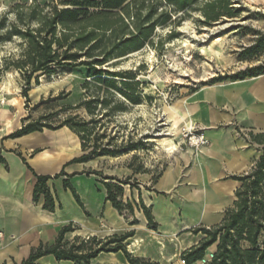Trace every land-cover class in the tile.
<instances>
[{"label":"rangeland","instance_id":"374dc122","mask_svg":"<svg viewBox=\"0 0 264 264\" xmlns=\"http://www.w3.org/2000/svg\"><path fill=\"white\" fill-rule=\"evenodd\" d=\"M46 1L53 2L40 0V3L43 5ZM207 1L209 0H198L183 11H174V23L157 26L151 40L142 49L115 58L104 65L105 69L111 71H132L136 74L134 81L140 82L132 91L140 95V104H132L118 92L107 90L105 85L93 82L86 66L57 69L46 74L38 73L32 78L29 86L22 73L16 69H9L0 74V125L4 126L5 130H13L15 122H20L22 126L24 118L26 123L39 120L55 127L69 117L78 116L75 121H87V127L92 128L91 145L94 144L93 139L99 136L96 142L101 147L123 149L131 144L137 146V149L127 150L126 153L115 156L94 157L86 162L87 166H84L83 170L91 175L71 177L69 180L70 185L79 194H83L87 203L95 198L104 202L102 181L124 182L125 184L121 183L124 188L121 199L124 203L131 202L133 209H124L125 222L118 225L110 215L109 206L102 207L104 224L99 226L88 217V213L80 217L74 215L71 210H65L61 215H56L59 227L53 232H48L46 245L54 243L60 226L73 222L70 224L75 231L67 233V239H73L76 235L85 239L92 236L105 239L133 231L134 235L123 242L131 257L149 264L179 262L180 255L174 254L176 251L172 252L166 243L163 245L157 242L160 239L158 230L150 228L141 207V196L144 197L148 191H152L168 168L184 163L186 151L190 149L182 136V128L186 124L181 127L178 122L177 135H164L170 124L163 111L165 107L179 102L182 105L184 98L196 90L232 81V75L264 62V50L254 52L249 59L242 57V51L264 35V0H228V7L233 9L235 16H222L216 21L209 20L204 15L202 8ZM172 9L175 8L163 2L156 17L163 11ZM3 16H6L9 22L15 19L12 6L0 0V17ZM20 42L21 39L15 38L2 43L0 60L10 54L17 56L22 47ZM219 78L224 79L213 83ZM117 79L118 85L121 86L120 78ZM87 81L89 83L86 85ZM93 97H99L101 101L107 99L108 104L102 106L92 103V112L88 110V106L79 105ZM119 103H124L125 107L116 109ZM106 112L109 115H105ZM177 117L178 114L175 113L176 120ZM45 129L44 139L52 149L57 143L64 145V149L60 150L80 146V153L73 155L70 160L91 149L88 147L83 150L82 139L68 126L55 130ZM85 133L87 132L83 134ZM102 134L105 136L101 137ZM164 137H172L178 145V150L174 153L163 150L160 144ZM70 160L62 163L60 171ZM51 164L49 170L54 171L56 165ZM9 165L16 170L14 163L9 162ZM34 172L36 173L35 170ZM64 179L62 184L65 187ZM52 184H55L56 187L53 186L57 189L56 179H53ZM6 187L4 186V189ZM71 195L80 205L73 192ZM16 228L11 213H0V232L3 234L0 240L5 243L11 239ZM93 263L132 264L123 251L103 252Z\"/></svg>","mask_w":264,"mask_h":264},{"label":"trees","instance_id":"16d2710c","mask_svg":"<svg viewBox=\"0 0 264 264\" xmlns=\"http://www.w3.org/2000/svg\"><path fill=\"white\" fill-rule=\"evenodd\" d=\"M8 6H12L15 19L8 21L6 16L0 17V45L15 38L21 39V51L16 56L10 54L0 60V74L9 69H16L22 73L26 84H31L32 78L38 74L55 72L57 69H67L86 66L89 77L93 82L103 84L107 90L118 92L125 100L132 104L142 103L139 94L132 90L139 84L136 74L132 71H111L105 69L104 65L109 61L125 56L131 52L142 49L152 38L157 26L174 23L173 12L183 11L198 0H53L52 3L40 0H4ZM165 2L173 8L163 11L157 17V10ZM228 0H209L202 8L204 15L216 21L222 16L234 17L233 9H229ZM264 50V35L260 36L253 45L242 51V57L249 59L254 52ZM264 74V62L241 70L231 76L232 81L256 77ZM120 84L118 85V79ZM224 78L215 79L221 81ZM132 82H136L133 84ZM89 82H86V85ZM99 103L102 106L108 104L107 99L100 100L93 97L81 102L79 105L88 106ZM124 103L116 105V109L124 108ZM105 115H109L106 112ZM78 116H73L62 121L58 126H52L41 121L25 122L23 125L11 132L5 138L19 137L34 131L50 130L68 126L82 139L83 150L91 149L80 157L70 160L65 166L73 163L87 162L101 155L115 156L126 153L127 150L137 149L135 144L129 147L111 149L101 147L97 144L99 136L93 139L91 145L92 128L87 127V121H75ZM84 132H87L83 134ZM105 136L104 134L101 137ZM261 135L255 136L260 139ZM91 145V146H90ZM23 161L37 178L34 189V201L38 202L44 195V209L55 210V198L52 195L47 181L61 176L70 177L64 169L54 176L38 175L34 169ZM5 160L0 154V163ZM76 173H73V175ZM107 179H116L107 177ZM241 182L236 191L237 200L234 207L227 210L223 221L212 228H197L194 232H202L206 237L200 244L182 253L188 263L200 260L206 249L213 243L218 242L217 251L209 264H264V147L262 153L246 174L235 176ZM65 187L70 188L75 198L79 196L70 185L68 179H64ZM107 189V200L120 212L124 209H132L131 202L124 203L121 197L124 188L120 183L102 181ZM141 207L148 220L150 228L157 229L150 209L141 201ZM75 231L71 224L60 228L58 236L51 245H40L19 264H35L42 256L53 255L56 260H67L74 264H94L103 252L123 251L132 264L143 263L139 258L131 257L126 251L124 243L134 235L127 232L123 235H112L105 239L97 236L85 239L76 235L73 239H67L66 234ZM114 244V245H111ZM17 264V263H15Z\"/></svg>","mask_w":264,"mask_h":264},{"label":"crops","instance_id":"0c3cea01","mask_svg":"<svg viewBox=\"0 0 264 264\" xmlns=\"http://www.w3.org/2000/svg\"><path fill=\"white\" fill-rule=\"evenodd\" d=\"M181 111L183 115L180 113L177 117L179 125L183 127L187 122H194V128L204 132L209 144L196 149L188 147L184 163L168 168L152 191L141 196L158 225L156 230L160 239L157 242L168 244L177 255L196 248L206 237L200 231L194 232L197 228L209 229L223 221L227 210L233 208L237 200L236 191L241 182L235 176L249 172L262 153L264 74L196 90L184 98ZM20 127L21 123L15 122L14 129L9 131L0 125V154L5 160L0 163V213H11L17 226L11 239L5 243L0 240V264H19L40 245H46L48 232L59 227L56 215L65 210H71L80 217L88 213V217L99 226L104 224L102 207L109 206L116 223L121 225L125 222L124 216L107 200V189L103 183L100 182L104 189V202L95 198L88 204L83 194L73 188L80 205L72 197V190L62 184L65 177L70 180L71 177L91 175L83 172L86 162L63 167L65 173L72 175L55 178L57 189L52 184L53 179L47 181L55 198L54 211L44 209V195L35 202L37 178L23 158L38 175H53L60 171L62 163L80 153V146L60 150L64 145L57 143L52 149L44 139L46 129L5 138ZM257 135H261L259 140L255 139ZM9 162L15 164L16 170ZM51 163L56 165L54 171L49 170ZM4 186L8 188L4 189ZM217 247L218 242L213 243L204 256L215 254ZM35 264L74 263L45 255Z\"/></svg>","mask_w":264,"mask_h":264},{"label":"bare ground","instance_id":"6f19581e","mask_svg":"<svg viewBox=\"0 0 264 264\" xmlns=\"http://www.w3.org/2000/svg\"><path fill=\"white\" fill-rule=\"evenodd\" d=\"M185 74L187 71H183ZM55 81V80H54ZM10 84V83H9ZM58 84V83H57ZM60 84V83H59ZM60 86V85H59ZM40 94V93H39ZM164 114L166 115L167 121L169 122V126L166 128L165 134L164 135H169V136H175L179 133V127H178V121L175 119V113L180 114L182 113L181 111V104L176 103L173 106L170 107H165V110L163 111ZM183 113L181 114V116ZM190 121V120H189ZM194 122H187L186 127L189 129L194 128ZM165 130V129H164ZM163 141L161 142V147L163 150L169 152V153H174L175 151L178 150V145L175 142V140L171 137H164L162 139ZM181 144V143H180ZM79 146V145H78ZM80 149V148H79ZM180 241V240H179ZM187 241V240H186ZM181 242V241H180ZM180 246V245H179ZM177 263V262H176ZM179 263V262H178ZM197 264H200L197 262Z\"/></svg>","mask_w":264,"mask_h":264},{"label":"built area","instance_id":"2783aa9c","mask_svg":"<svg viewBox=\"0 0 264 264\" xmlns=\"http://www.w3.org/2000/svg\"><path fill=\"white\" fill-rule=\"evenodd\" d=\"M28 2L32 3L33 0H28ZM182 136H183L184 143L193 148H199V147L206 146L209 144V139L206 137L204 132L196 128L189 129L186 126L183 127ZM2 236L3 234L0 232V237ZM213 257H214V254L211 253L207 256L202 257L197 262H199L200 264H207ZM179 262L180 264H197V262L188 263L186 258L183 257L182 254H180Z\"/></svg>","mask_w":264,"mask_h":264}]
</instances>
